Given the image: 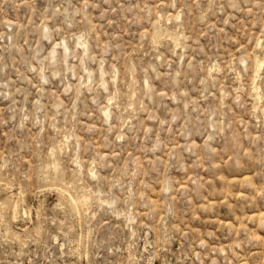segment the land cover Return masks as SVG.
<instances>
[{"label":"rangeland","instance_id":"374dc122","mask_svg":"<svg viewBox=\"0 0 264 264\" xmlns=\"http://www.w3.org/2000/svg\"><path fill=\"white\" fill-rule=\"evenodd\" d=\"M263 64L264 0H0V264H264Z\"/></svg>","mask_w":264,"mask_h":264},{"label":"bare ground","instance_id":"6f19581e","mask_svg":"<svg viewBox=\"0 0 264 264\" xmlns=\"http://www.w3.org/2000/svg\"><path fill=\"white\" fill-rule=\"evenodd\" d=\"M155 29L157 30V27H156ZM160 30H161V28H160ZM162 32H163V30H162ZM157 33H159L158 30H157ZM160 33H161V32H160ZM154 34H155V31H154ZM154 34H153V35H154ZM163 34H164V33H163ZM177 34H178V33H177ZM169 35H170V34H169ZM178 35H179V34H178ZM155 36H156V34H155ZM160 36H161V35H160ZM162 36H163V35H162ZM171 36H172V35H171ZM179 36H180V35H179ZM173 37H175L174 34H173ZM182 37H183V36H182ZM82 38H83V37H82ZM177 38H178V37H177ZM177 38H175V39H177ZM80 39H81V38H80ZM153 39H154V42H155V39H157V38H153ZM172 39H173V38H172ZM175 39H174V40H175ZM180 39H181V38H180ZM158 40L160 41V39H158ZM176 42H177V40H176ZM178 42H179V41H178ZM156 43H157V42H156ZM158 43H160V42H158ZM82 44H83V43H82ZM175 44H176V43H175ZM86 47H87V46H86ZM65 48H67V50H69L68 46L65 47ZM67 50H66V51H67ZM255 56H258V55H255ZM259 59H260V57H259ZM256 61H257V60H256ZM256 61H255V62H256ZM255 64H256V63H255ZM258 64H259V63H258ZM263 65H264V64H263ZM255 66H256V65H255ZM259 66L261 67V65H259ZM259 66H258V67H259ZM258 69H260V68H258ZM260 70H261V69H260ZM257 72H258V71H257ZM259 74H260V72H259ZM256 77H258V76H256ZM259 77H260V76H259ZM259 77H258V78H259ZM255 79H256V78H254V80H255ZM255 81H256V80H255ZM254 83H255V82H254ZM257 88H258V87H257ZM254 89H255V88H254ZM254 92H255V91H254ZM258 92H259V91H258ZM255 93H257V92H255ZM260 95H261V93H260ZM261 96H262V95H261ZM256 98H257V97H256ZM259 98H260V96L258 97V100H259ZM260 101H261V99H260ZM108 112H109V111H108ZM108 112H106V114H107L106 116H107V117H110V114H109ZM55 161H56V160H55ZM55 163H56V162H55ZM55 165H56V164H55ZM55 165H54V166H55ZM48 175H49V174H48ZM48 178H49V177H48ZM61 181L63 182V179H62ZM2 182H3V181H1V183H2ZM74 182H75V181H74ZM60 183H61V182H59V184H60ZM66 183H67V182H66ZM56 184H57V183H56ZM63 184H65V182H64ZM67 184H68V183H67ZM53 185H54V184H53ZM62 187H64V186H62ZM56 188H57V187H56ZM68 188H69V187H68ZM70 188H71V187H70ZM71 189H73V188H71ZM77 190H78V189H77ZM83 190H84V189H83ZM59 191H60V190H59ZM67 191H69V190H67ZM67 191L65 190L66 193H67ZM73 191H75V190L73 189ZM80 191H81V190H80ZM88 191H89V190H88ZM70 192H71V191H70ZM83 192H85V191H83ZM83 192H82V194H83ZM77 193H78V192H77ZM85 193H86V192H85ZM63 194H64V193H63ZM72 194H73V193H72ZM82 194H81V195H82ZM65 195H66V194H65ZM81 195H80V197L77 196L78 198H76V199L71 195V197L74 198V199L72 198V199H73L72 201L75 202V203H77V202L79 201V202L81 203V205L83 204V206H84L86 203L88 204V202H87V201H88V196H87V195H82V196H81ZM66 196H67V195H66ZM68 198H69V195H68ZM70 199H71V198H70ZM79 202H78V203H79ZM70 203H72V202H70ZM87 204H86V206H87ZM112 204H113V203H112ZM76 205H77V204H76ZM71 206H72V205H71ZM74 206H75V205H74ZM79 206H80V205H79ZM76 207H77V206H76ZM79 208H80V207H79ZM79 208H78V209H79ZM74 209H75V208H74ZM15 210H16V208H15ZM76 211H77V210H76ZM79 212H80V211H79ZM16 213H17V212H16ZM77 213H78V212H77ZM81 213H82V212H81ZM263 223H264V221H263ZM263 223H262V224H263ZM263 226H264V225H263ZM263 226H262V227H263Z\"/></svg>","mask_w":264,"mask_h":264}]
</instances>
